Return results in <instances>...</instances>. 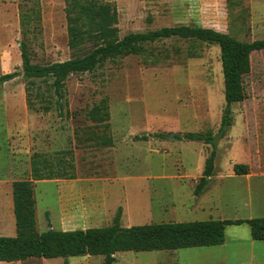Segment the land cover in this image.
I'll return each instance as SVG.
<instances>
[{
  "label": "rangeland",
  "instance_id": "rangeland-1",
  "mask_svg": "<svg viewBox=\"0 0 264 264\" xmlns=\"http://www.w3.org/2000/svg\"><path fill=\"white\" fill-rule=\"evenodd\" d=\"M97 1L114 6L119 38L182 25L213 29L243 42L264 38V0ZM66 7L63 0H0V75L21 72L23 42L33 64L81 56L67 46ZM243 84L246 99L231 105L232 126L217 142L215 176L198 197L194 188L211 148L174 136L218 132L225 101L217 46L163 40L145 46L142 56L107 61L93 73L70 76L62 117L52 107L43 112L47 100L53 101L45 93L48 84L36 82L30 108L21 76L4 84L0 236L9 237L12 227L11 183L31 179L37 155L50 166L48 171L41 166L44 174L59 176L33 182L39 232L51 221L67 229L106 227L112 222L107 213L115 216L118 208L124 213L123 228L263 217L264 50L251 55ZM37 92L44 99L34 97ZM102 99L109 110L105 135L111 148L100 145L102 128L87 117ZM148 134L147 141L134 140ZM157 135L163 138L153 137ZM234 164L246 165L248 175L235 177ZM225 239L221 247L118 253L115 264H264V242L252 241L247 225L227 227ZM67 262L103 264V257ZM63 263L59 258L0 264Z\"/></svg>",
  "mask_w": 264,
  "mask_h": 264
},
{
  "label": "trees",
  "instance_id": "trees-1",
  "mask_svg": "<svg viewBox=\"0 0 264 264\" xmlns=\"http://www.w3.org/2000/svg\"><path fill=\"white\" fill-rule=\"evenodd\" d=\"M66 4L67 46L72 53L81 56L46 64H33L26 44H20L21 72L0 75V87L21 76L25 82L27 106H33L31 98L36 82L46 86V94L53 98L43 112L55 110L62 117L65 96V82L73 75L90 74L103 67L107 61L127 56H142L144 47L168 39L198 41L219 48L223 77L225 106L216 135L192 134L174 136L177 140L200 142L210 146L211 151L204 161L201 177L194 188V196L202 194L208 179L215 175L217 142L223 139L232 126L231 105L246 99L244 77L250 73L251 55L264 50V38L253 42L238 41L228 34L209 28L177 26L161 28L145 33L118 36L117 13L111 4L97 0H63ZM88 47V48H87ZM39 89V88H37ZM44 93L34 97L44 99ZM45 102V101H44ZM88 119L101 126L104 133L100 145L112 147V140L105 133L109 130L107 101L102 99L87 112ZM151 135L134 137L135 141H147ZM163 138L162 135L153 136ZM97 139V138H96ZM37 155L31 161V179L13 181L11 184L12 214L15 235L0 237V263H19L29 259H67L72 257H103V264H115L118 253H141L154 251H176L183 249L221 247L225 242V230L230 226L247 225L252 241L264 242V217L248 220H205L185 223L147 224L121 227V208H118L109 226L74 231L45 232L37 230L35 194L33 182L58 179L49 164L39 160ZM235 176L248 174L246 165L234 164ZM68 179H75L71 176Z\"/></svg>",
  "mask_w": 264,
  "mask_h": 264
},
{
  "label": "crops",
  "instance_id": "crops-1",
  "mask_svg": "<svg viewBox=\"0 0 264 264\" xmlns=\"http://www.w3.org/2000/svg\"><path fill=\"white\" fill-rule=\"evenodd\" d=\"M216 31V30H215ZM233 167V166H232ZM233 172V171H232ZM202 173V172H201ZM234 175V174H233ZM248 175V174H247ZM247 175H245V176H247ZM215 176V175H214ZM213 176V177H214ZM235 176V175H234ZM201 177V176H200ZM213 177H211V178H213ZM235 177H243V176H235ZM210 178V179H211ZM200 179V178H199ZM210 179H208V181L210 180ZM74 180V179H73ZM40 182V181H39ZM12 184V183H11ZM10 192H11V189H10ZM70 196V195H69ZM193 196H194V193H193ZM200 196V195H199ZM194 197H198V196H194ZM12 201V200H11ZM122 213V212H121ZM13 215V214H12ZM107 218L109 219V220H112L113 219V217H114V213H107ZM123 216H124V213H123V215H121V227H125L124 225H123V222H122V218H123ZM264 217V216H263ZM255 218H261V217H255ZM251 219H254V218H251ZM14 218H12V227H11V230H10V234H9V237H13L14 235H15V233L13 234V224H14ZM215 220V219H214ZM216 220H222V219H216ZM228 220V219H227ZM237 220H242V219H237ZM245 220H248V219H245ZM203 221H205V220H203ZM127 228L128 227H130V225H127L126 226ZM89 228H99L98 226H90V227H85V228H74V229H67V228H63V227H59V226H55L54 224H53V222L51 221V222H49L48 223V225H47V228H46V230L45 231H47L48 229H52V230H56V231H64V232H66V231H74V230H85V229H89ZM14 229H15V226H14ZM44 231V232H45ZM14 232H15V230H14ZM0 237H3V236H0ZM225 243H226V239H225V242H224V244L222 245V246H224L225 245Z\"/></svg>",
  "mask_w": 264,
  "mask_h": 264
}]
</instances>
